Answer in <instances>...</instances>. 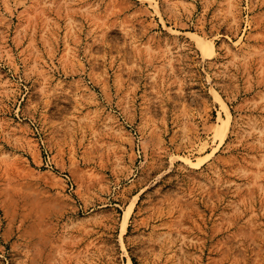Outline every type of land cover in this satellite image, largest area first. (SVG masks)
Segmentation results:
<instances>
[{"label": "rangeland", "instance_id": "obj_1", "mask_svg": "<svg viewBox=\"0 0 264 264\" xmlns=\"http://www.w3.org/2000/svg\"><path fill=\"white\" fill-rule=\"evenodd\" d=\"M128 261L264 264V0H0V264Z\"/></svg>", "mask_w": 264, "mask_h": 264}, {"label": "bare ground", "instance_id": "obj_2", "mask_svg": "<svg viewBox=\"0 0 264 264\" xmlns=\"http://www.w3.org/2000/svg\"><path fill=\"white\" fill-rule=\"evenodd\" d=\"M227 116L230 117V112L228 109H226ZM126 230V227L124 228V231ZM123 231V232H124ZM128 264H131V261H128Z\"/></svg>", "mask_w": 264, "mask_h": 264}]
</instances>
